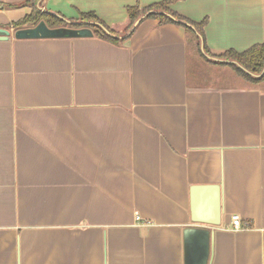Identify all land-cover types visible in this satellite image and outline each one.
Segmentation results:
<instances>
[{"label":"crops","instance_id":"1","mask_svg":"<svg viewBox=\"0 0 264 264\" xmlns=\"http://www.w3.org/2000/svg\"><path fill=\"white\" fill-rule=\"evenodd\" d=\"M24 1L0 0V264H185L194 227L208 264H264L262 82L211 60L220 77L188 81L183 25L127 28L128 7L160 0H40L66 23L94 13L117 43L16 39ZM169 7L207 17L212 55L264 42V0ZM192 185L220 186V226L191 221Z\"/></svg>","mask_w":264,"mask_h":264},{"label":"trees","instance_id":"2","mask_svg":"<svg viewBox=\"0 0 264 264\" xmlns=\"http://www.w3.org/2000/svg\"><path fill=\"white\" fill-rule=\"evenodd\" d=\"M39 0H25L24 5L28 6L30 8V12L24 16L23 18L11 22V27L16 29L25 28V27H31L37 24L39 21H43L47 27L50 28H58V27H88L91 29L94 36L107 40L112 43H117L118 39L114 38L113 35L117 34L114 30L108 28L105 26L102 22L98 20V18L95 16L94 13H82L79 14V18L77 20V23H66L64 20L60 19L57 16H54L50 13L40 11L38 8ZM177 0H160L158 2H155L147 7H139L138 5L130 6L126 9L127 16H128V25L127 28H130L133 23L136 21V19L143 14L146 11H161L163 13H150L145 18H152L154 20H157L159 24H165V23H178L180 25H183L179 22L173 21L170 17L185 22L192 26V28L183 25L184 30L186 31V34L191 36V50L192 52L188 51L187 56V79L188 81L192 82H198L202 79L210 78L209 75V67L205 65H222L220 63H214L212 64L209 62L201 53L200 47H199V39L202 40L203 45V51L207 55L222 59V60H233L237 62L239 65H241L245 70L248 72L258 75L262 71L263 65H264V42L260 44H255L248 49L242 51V52H235L233 50H227L219 55H212L204 40V27L207 24V17L203 18L199 22H195L192 20H189L182 15L178 14L177 12L170 9V5L174 3ZM167 14V15H166ZM170 16V17H169ZM109 33V34H108ZM229 68L234 71L236 75L241 77L243 80H245L249 84H257L264 81V72L259 78H253L252 76L246 74L239 68H237L235 65H227ZM218 77V76H217Z\"/></svg>","mask_w":264,"mask_h":264},{"label":"water","instance_id":"3","mask_svg":"<svg viewBox=\"0 0 264 264\" xmlns=\"http://www.w3.org/2000/svg\"><path fill=\"white\" fill-rule=\"evenodd\" d=\"M38 1L37 5L39 4ZM150 13H163L161 11H146L141 14L133 25L130 27L131 32L136 24ZM167 15V14H166ZM170 17V16H169ZM173 21L179 22L192 28L191 25L178 21L170 17ZM68 23V22H67ZM77 23L78 22H74ZM109 34V33H108ZM93 35L88 27H47L43 21L31 27L16 29L13 36L16 39H57V38H86ZM10 36L8 28L0 27V39H7ZM199 47L202 55L214 63L222 65H235L237 68L252 76L259 78L264 72V65L260 74L255 75L245 70L241 65L233 60H222L213 58L203 51L202 40L199 39ZM190 214L193 223L205 224L213 227L221 224V191L219 185H192L190 187ZM210 230L202 227L190 228L186 233V250H185V264H208L209 247H210Z\"/></svg>","mask_w":264,"mask_h":264},{"label":"rangeland","instance_id":"4","mask_svg":"<svg viewBox=\"0 0 264 264\" xmlns=\"http://www.w3.org/2000/svg\"><path fill=\"white\" fill-rule=\"evenodd\" d=\"M210 68V67H209ZM216 69V67H212V69H211V71H213L214 69ZM218 70V69H217ZM220 70H222L221 68H220ZM227 71H228V69H227ZM229 72L234 76V77H238V78H240L241 80H243L241 77H239L238 75H236L235 73H234V71H232L231 69L229 70ZM217 75H218V77H220V75L219 74H215V76H212L211 75V77H210V79H216L217 78ZM243 82V81H242ZM262 84H263V88H264V81L262 82Z\"/></svg>","mask_w":264,"mask_h":264},{"label":"built area","instance_id":"5","mask_svg":"<svg viewBox=\"0 0 264 264\" xmlns=\"http://www.w3.org/2000/svg\"><path fill=\"white\" fill-rule=\"evenodd\" d=\"M230 225L233 229H239L240 224H239V220L237 219V217H234V216L232 217Z\"/></svg>","mask_w":264,"mask_h":264}]
</instances>
